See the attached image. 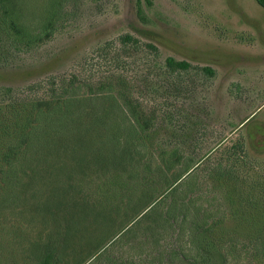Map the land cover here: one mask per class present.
I'll return each mask as SVG.
<instances>
[{"label":"trees","instance_id":"trees-1","mask_svg":"<svg viewBox=\"0 0 264 264\" xmlns=\"http://www.w3.org/2000/svg\"><path fill=\"white\" fill-rule=\"evenodd\" d=\"M70 1L0 0V37L26 51L43 45ZM144 3L151 8L154 0ZM191 67L164 62L171 73ZM154 126L143 103L115 81L54 80L50 93L31 98L0 87V234L23 240L24 264H264L260 236L214 237L237 215L235 203L216 188L202 190L196 159L152 144ZM234 148L245 160L243 142ZM231 168L219 163L214 172L230 180ZM255 184L241 214L264 212V188ZM139 232L159 247L117 257L115 248Z\"/></svg>","mask_w":264,"mask_h":264},{"label":"rangeland","instance_id":"rangeland-1","mask_svg":"<svg viewBox=\"0 0 264 264\" xmlns=\"http://www.w3.org/2000/svg\"><path fill=\"white\" fill-rule=\"evenodd\" d=\"M138 1L71 0L54 36L30 51L0 37V87L31 98L50 93L54 80L117 82L155 118L150 142L196 159L202 190L216 188L235 203L231 210L237 215L229 216L214 237L264 240V226L252 224L264 222V212L241 214L254 183L257 190L264 188L262 0H154L151 8L141 0L144 19L137 14ZM124 35L138 42L122 43ZM168 57L192 67L166 72ZM240 142L246 161L234 151ZM219 163L231 165L233 178L218 179ZM0 241V264H24L23 240L0 234ZM158 247L156 239L146 241L139 232L114 252L138 256Z\"/></svg>","mask_w":264,"mask_h":264}]
</instances>
